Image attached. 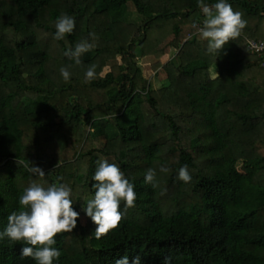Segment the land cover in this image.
Here are the masks:
<instances>
[{
    "label": "trees",
    "instance_id": "1",
    "mask_svg": "<svg viewBox=\"0 0 264 264\" xmlns=\"http://www.w3.org/2000/svg\"><path fill=\"white\" fill-rule=\"evenodd\" d=\"M227 2L247 26L211 54L198 34V0H0V231L33 181L67 184L85 219L57 235L54 264H115L125 255L130 264L136 256L264 264V69L248 49L264 39V0ZM63 14L76 26L56 40ZM82 40L95 47L77 65L64 53ZM151 45L164 60L159 90L138 65ZM93 64L96 78L86 81ZM101 157L121 168L137 199L126 210L122 202L120 226L97 239L84 206ZM32 164L46 175L30 173ZM184 165L189 183L178 179ZM149 168L155 188L145 182ZM24 246L0 240V264H37L21 258Z\"/></svg>",
    "mask_w": 264,
    "mask_h": 264
},
{
    "label": "clouds",
    "instance_id": "2",
    "mask_svg": "<svg viewBox=\"0 0 264 264\" xmlns=\"http://www.w3.org/2000/svg\"><path fill=\"white\" fill-rule=\"evenodd\" d=\"M198 7L204 15L198 34L202 40L207 41L208 53L219 54L226 44L237 40L247 26L244 14L234 10L227 0H218L214 4L198 0ZM75 26L73 17L67 14L59 16L55 22L54 39L63 40L66 35L73 33ZM90 35L95 39L94 33ZM94 47L88 40H82L64 55L79 65L81 56ZM60 73L65 81L70 79L69 67H61ZM96 75V66L90 65L85 79L94 80ZM97 165L93 175L95 195L87 201L84 212L97 225L94 234L100 239L120 226L125 217V212L121 211V203L123 202L125 210L135 207L137 193L134 184L117 164L109 163L101 157ZM28 171L40 178L46 175L42 168L34 164ZM159 171L166 173L169 169L161 165ZM178 179L184 183L191 182L187 165L179 169ZM145 182L154 188L158 186L155 168L147 169ZM72 194L73 190L67 184L45 187L33 181L19 197L20 210L8 215L7 226L0 231V240L7 238L13 242H23L25 246L21 249V258L30 257L37 264H54L61 256L60 250L55 247L57 235L73 232L80 218V213L73 207ZM170 262L171 257H165L163 264ZM115 264H130L129 257L125 255L116 260ZM131 264H142L141 257H134Z\"/></svg>",
    "mask_w": 264,
    "mask_h": 264
},
{
    "label": "rangeland",
    "instance_id": "3",
    "mask_svg": "<svg viewBox=\"0 0 264 264\" xmlns=\"http://www.w3.org/2000/svg\"><path fill=\"white\" fill-rule=\"evenodd\" d=\"M152 41L156 42V40L158 38H162V36H160L157 32L154 34V36H152ZM153 45H151L150 47H148L146 54L147 57L145 56L144 58H140L138 60V65L140 66L143 75L145 76V78L152 80L153 86L155 89L159 90L162 85H163V81H159V77L163 78L165 76V74L163 73L162 70V66H163V62L164 60H160L159 57H157L155 54H152L151 52H148V50L150 51V48ZM120 60V59H119ZM109 68H106L104 73L106 71H108ZM103 73V74H104ZM159 76V77H158ZM80 216L85 219L83 212L80 213Z\"/></svg>",
    "mask_w": 264,
    "mask_h": 264
},
{
    "label": "built area",
    "instance_id": "4",
    "mask_svg": "<svg viewBox=\"0 0 264 264\" xmlns=\"http://www.w3.org/2000/svg\"><path fill=\"white\" fill-rule=\"evenodd\" d=\"M248 49L261 58V69H264V39H251Z\"/></svg>",
    "mask_w": 264,
    "mask_h": 264
}]
</instances>
